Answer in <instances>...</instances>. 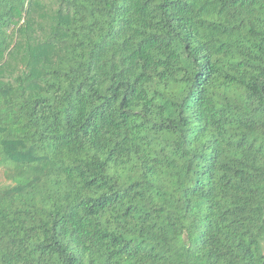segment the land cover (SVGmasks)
<instances>
[{
  "label": "trees",
  "instance_id": "1",
  "mask_svg": "<svg viewBox=\"0 0 264 264\" xmlns=\"http://www.w3.org/2000/svg\"><path fill=\"white\" fill-rule=\"evenodd\" d=\"M0 264H264V0H0Z\"/></svg>",
  "mask_w": 264,
  "mask_h": 264
},
{
  "label": "rangeland",
  "instance_id": "2",
  "mask_svg": "<svg viewBox=\"0 0 264 264\" xmlns=\"http://www.w3.org/2000/svg\"><path fill=\"white\" fill-rule=\"evenodd\" d=\"M5 171H6V166H4L3 164H0V185L8 182L6 180Z\"/></svg>",
  "mask_w": 264,
  "mask_h": 264
}]
</instances>
